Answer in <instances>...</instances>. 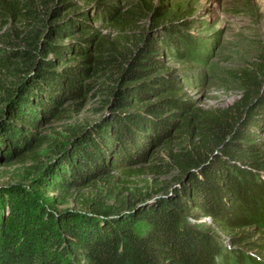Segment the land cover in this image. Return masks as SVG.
Returning <instances> with one entry per match:
<instances>
[{"label":"trees","instance_id":"trees-1","mask_svg":"<svg viewBox=\"0 0 264 264\" xmlns=\"http://www.w3.org/2000/svg\"><path fill=\"white\" fill-rule=\"evenodd\" d=\"M161 7L150 31L111 40L94 23H130L139 6L0 0V25L28 32L22 46L0 47L14 77L0 108V162L32 161L14 178L81 205L53 210L22 183L0 186V264H264L247 231H264V58L234 73L235 103L197 107L185 88L196 79L189 67L210 57L197 51L204 36L180 5ZM98 92L100 117L75 120ZM54 121L66 133L51 140L41 129ZM135 169L173 178L145 193H102L115 172Z\"/></svg>","mask_w":264,"mask_h":264},{"label":"rangeland","instance_id":"rangeland-1","mask_svg":"<svg viewBox=\"0 0 264 264\" xmlns=\"http://www.w3.org/2000/svg\"><path fill=\"white\" fill-rule=\"evenodd\" d=\"M118 1L122 12L131 10L135 6H139L140 12L134 14L135 17L130 23H124L123 25L108 22L94 23L99 33L108 36L111 40L123 35L136 39L137 35L150 31L154 19H157L152 9L160 8L163 5L161 8L167 10L170 7L180 5L182 9L188 12L187 16H192L197 21L193 25V28H191V32L204 36L203 44L207 47L202 45L197 51H209L210 53L209 58L203 55L205 62L194 66L195 69L189 67L188 70L194 73L196 79L189 86H186L187 93L193 98L197 107L203 108L230 106L242 97L243 89L240 87V83L236 81L234 73L264 58V0ZM4 25H0V47L11 49L16 44L22 46L21 36L28 33L25 28L12 21ZM168 63L176 68L186 67L183 62H177L172 59ZM16 64L23 66L24 63L18 61ZM0 70V108H2L5 106L4 101L8 95L4 87L12 85L14 77L1 66ZM98 94L99 92L89 98L88 105L75 120L87 124L100 117L92 110L93 106L97 105L99 101L100 95ZM41 130L49 135L51 140L59 138L61 132L63 133L62 136L66 133L63 130V122L55 121L47 124ZM50 146L46 143L43 147V152L40 153L41 160L43 161L42 164L44 165H50L55 159L53 153L47 152ZM158 152L163 153L161 149ZM32 165V161L27 159L23 162L22 160H18V158L13 159L11 165H3L0 162V186L22 183L29 189H32L40 201L46 202L53 210H72L81 207V205L73 200L65 203H62L60 200L57 202L58 198L55 197H59L58 193L32 186L30 185V180L14 178V173L17 171L24 173ZM134 173L124 175L121 172H115L114 174L117 178L113 183L107 184L102 182V193L106 195L109 189H114L115 185H117V189H114L112 193L115 194L116 191L120 190L119 196L130 195V192L142 191L145 193L146 191H151L152 187L163 184L170 185L173 178L172 175L159 177L151 173L141 174L137 173V169H135ZM38 174L36 173L34 176L37 177ZM93 192H96V189ZM153 195L155 196L156 194ZM106 201H112L111 196L109 198L106 197ZM205 220L211 224L210 219L205 218ZM141 227L142 230H147V226L143 225ZM247 231L251 232L252 237L250 240L255 243L250 250L248 249L249 253L264 261V231L258 232L251 229H247ZM219 234L225 239L229 247H233V245H230L231 232Z\"/></svg>","mask_w":264,"mask_h":264},{"label":"water","instance_id":"water-1","mask_svg":"<svg viewBox=\"0 0 264 264\" xmlns=\"http://www.w3.org/2000/svg\"><path fill=\"white\" fill-rule=\"evenodd\" d=\"M149 201L151 202L152 200H149ZM146 203H147V202H146ZM146 203H144V204H141V205H145ZM141 205H140V206H141ZM140 206H138V207H140Z\"/></svg>","mask_w":264,"mask_h":264}]
</instances>
